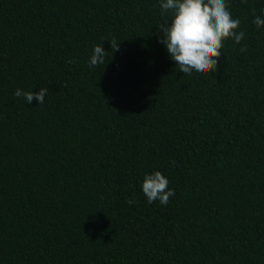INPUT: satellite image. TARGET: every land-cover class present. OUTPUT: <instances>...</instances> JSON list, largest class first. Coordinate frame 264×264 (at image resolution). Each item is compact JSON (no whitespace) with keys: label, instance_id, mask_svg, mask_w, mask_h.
Listing matches in <instances>:
<instances>
[{"label":"trees","instance_id":"trees-1","mask_svg":"<svg viewBox=\"0 0 264 264\" xmlns=\"http://www.w3.org/2000/svg\"><path fill=\"white\" fill-rule=\"evenodd\" d=\"M227 3L244 38L201 76L160 0H0V264H264V0Z\"/></svg>","mask_w":264,"mask_h":264},{"label":"clouds","instance_id":"clouds-1","mask_svg":"<svg viewBox=\"0 0 264 264\" xmlns=\"http://www.w3.org/2000/svg\"><path fill=\"white\" fill-rule=\"evenodd\" d=\"M241 3L246 4L247 0H241ZM160 11L161 15L170 12L171 21L159 26L163 34L159 42L166 47L169 58L185 75L196 73L202 76L210 71L215 72L224 41L231 39L239 44L244 38V32L237 31L240 20L232 18L227 0H160ZM253 23L260 28L264 26V18L257 15ZM110 45L112 51L119 50L115 38ZM240 51L246 52L247 46L241 47ZM107 53L101 45L95 46L88 61L89 66L105 65ZM68 63L75 61L69 60ZM47 93V88H40L39 92L18 88L14 95L23 98L27 104L33 99L37 104H43ZM168 184V179L159 171L145 174L141 187L147 202L152 204L159 201L166 206L169 198L175 195L174 190L168 189ZM126 202L134 203L132 200Z\"/></svg>","mask_w":264,"mask_h":264}]
</instances>
